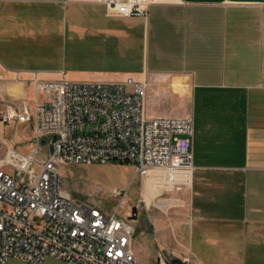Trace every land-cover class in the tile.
I'll return each instance as SVG.
<instances>
[{
    "label": "crops",
    "instance_id": "0c3cea01",
    "mask_svg": "<svg viewBox=\"0 0 264 264\" xmlns=\"http://www.w3.org/2000/svg\"><path fill=\"white\" fill-rule=\"evenodd\" d=\"M127 78L144 83L149 118L192 121L193 173L175 179L191 185L193 263L264 264V0H161L132 18L90 0H0L2 94Z\"/></svg>",
    "mask_w": 264,
    "mask_h": 264
},
{
    "label": "built area",
    "instance_id": "2783aa9c",
    "mask_svg": "<svg viewBox=\"0 0 264 264\" xmlns=\"http://www.w3.org/2000/svg\"><path fill=\"white\" fill-rule=\"evenodd\" d=\"M110 17H146L161 0H90ZM31 103L0 113V124H33L27 154L0 152V264H138L132 248L135 226L117 210L74 200L60 184L59 165L133 164L134 177L158 171L174 185L193 173L190 118H149L145 86L121 82L34 81ZM56 137L55 140L53 138ZM40 140L49 153L37 168ZM2 142L0 140V148ZM168 180V181H169ZM118 206L124 191L111 189ZM159 264H166L160 258ZM182 264H189L184 260Z\"/></svg>",
    "mask_w": 264,
    "mask_h": 264
},
{
    "label": "rangeland",
    "instance_id": "374dc122",
    "mask_svg": "<svg viewBox=\"0 0 264 264\" xmlns=\"http://www.w3.org/2000/svg\"><path fill=\"white\" fill-rule=\"evenodd\" d=\"M30 91L34 92L32 82H28L23 88L8 89L7 95L0 92V113L28 100L26 96L20 99V94H29ZM173 91L180 90L174 88ZM152 109H156V106L147 102L145 104L146 114L152 113ZM1 126L0 124L2 142L0 152L7 147H13L23 154L30 152L34 135L31 122L19 125L7 124L3 127V131H1ZM8 143H12L13 146ZM48 153L47 144H41L37 156V168ZM59 173L62 189L76 201L92 202L101 205L107 211L117 210L123 218L131 215L133 207L137 208V217L133 221L135 236L132 248L138 264H159L160 258L166 264H176L171 262L173 259L179 260V264H182L184 260H188L189 264H194L191 248L193 244L197 245V241L190 236L191 185L188 187L174 185L170 191L168 188L166 190L155 189V187L165 186L163 173L151 170L134 177L136 168L133 164L127 163L60 164ZM111 189L125 192L124 205L118 206V198L112 197L109 193ZM181 233L184 234V241ZM199 251L203 253L202 257L208 263L210 261L209 254L206 252L208 250L198 247ZM20 264L25 263L20 262ZM45 264L66 263L49 259Z\"/></svg>",
    "mask_w": 264,
    "mask_h": 264
},
{
    "label": "water",
    "instance_id": "95a60500",
    "mask_svg": "<svg viewBox=\"0 0 264 264\" xmlns=\"http://www.w3.org/2000/svg\"><path fill=\"white\" fill-rule=\"evenodd\" d=\"M55 139H56V137L53 138V140H55ZM40 143L41 144H47V141L40 140ZM136 217H137V208L136 207H133L132 208V211H131V215L128 218H129V220L134 221V220H136ZM171 262L172 263H176V264H179L180 263V261L179 260H176V259H173Z\"/></svg>",
    "mask_w": 264,
    "mask_h": 264
}]
</instances>
